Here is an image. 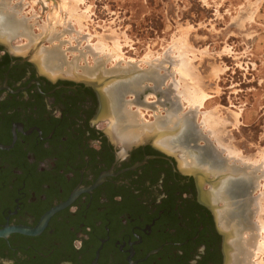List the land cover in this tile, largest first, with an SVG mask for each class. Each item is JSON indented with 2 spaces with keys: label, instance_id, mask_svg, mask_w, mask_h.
<instances>
[{
  "label": "flooded vegetation",
  "instance_id": "flooded-vegetation-1",
  "mask_svg": "<svg viewBox=\"0 0 264 264\" xmlns=\"http://www.w3.org/2000/svg\"><path fill=\"white\" fill-rule=\"evenodd\" d=\"M108 106L0 36V264H232L233 234L211 195L225 174L181 168L153 137L119 151L99 124ZM252 188L236 193L248 203Z\"/></svg>",
  "mask_w": 264,
  "mask_h": 264
},
{
  "label": "rangeland",
  "instance_id": "rangeland-1",
  "mask_svg": "<svg viewBox=\"0 0 264 264\" xmlns=\"http://www.w3.org/2000/svg\"><path fill=\"white\" fill-rule=\"evenodd\" d=\"M255 3L0 0V17L9 21L11 29L0 31V36L10 51L29 55L31 60L40 52L52 53V69L36 60L48 75L63 76L73 67V75L63 77H88L92 73L87 69L99 64L96 73L102 76L108 75L106 70L127 69L131 78L113 86L120 90L115 115L122 133L129 123L128 110L132 118L140 120L139 110L140 127L151 130L138 128L142 133L138 141L153 137L152 142L161 146V139L177 133L176 138L186 129V140L172 147L165 145L177 152L178 158L174 156L181 168L234 176L236 187L253 184L247 220L235 224L229 215L220 219L219 213L221 225L234 234L229 241L234 264H264V246L253 257L242 255L244 248L249 253L243 242L251 236L264 239V114L258 116L264 112V81L262 87L256 81V62L264 61V54H256L252 44ZM135 68L143 69L145 75L139 78ZM261 70L264 72L263 65ZM99 124L106 132L113 130L109 117ZM115 141L119 151L124 150L123 141ZM183 149L196 154L186 157L179 152ZM212 149L223 163L210 155ZM224 201H217L220 211Z\"/></svg>",
  "mask_w": 264,
  "mask_h": 264
},
{
  "label": "bare ground",
  "instance_id": "bare-ground-1",
  "mask_svg": "<svg viewBox=\"0 0 264 264\" xmlns=\"http://www.w3.org/2000/svg\"><path fill=\"white\" fill-rule=\"evenodd\" d=\"M9 21L7 20H5L4 18L3 19H1V17H0V31H3V30H8L10 27H9V23H8ZM10 23H11V21H10ZM9 31H11V29H9ZM2 40V39H1ZM6 40V39H5ZM98 46V45H97ZM98 48V47H97ZM100 49H101V47H100ZM99 50V49H98ZM97 50V51H98ZM105 51V50H104ZM103 51V52H104ZM98 52H102V51H98ZM108 54H109V52H108ZM111 54V53H110ZM42 56V57H41ZM39 59H40V61L41 62H43L42 64L44 65V67H45V65L46 66H48V68H50V69H52L53 67H55L54 66V64L52 63V61H54V58L52 57V53H48L47 51L46 52H44L43 54H42V52H40V56L38 57ZM36 61V60H35ZM37 62V61H36ZM71 66V65H70ZM73 67H71V68H69V72L67 73V72H65L64 74H69V75H73ZM64 74H61V75H63L64 76ZM62 76V77H63ZM67 76V75H66ZM114 87H112L111 89H110V91H109V106H110V108H109V110H110V112H109V115L107 116V117H109V119L111 120V124H112V132H113V135L116 137V139L118 138L119 140H122L123 141V143L125 142V143H134V142H136V141H138V140H140V138H142V133H139L138 132V128H143V131L145 130V131H147V132H149V130H151V129H147V128H144L143 127V125H142V127H140V124H139V121H141V114H140V111L139 110H137V117L140 119V120H137V119H135V118H132L131 117V113H130V111L128 110V117H129V119L127 120L129 123H128V125H127V130H126V132L124 133H122V127H120V125H117L116 123H117V117H116V115H115V113L117 112V111H119V109H114V105L112 106V104L114 103V100H113V97L115 96H117L116 95V93H118L120 90L119 89H115ZM117 98V97H116ZM115 98V99H116ZM108 106V107H109ZM117 110V111H116ZM108 114V113H107ZM143 114V113H142ZM118 115V114H117ZM173 115H170V117H172ZM114 117H115V119H114ZM159 117V116H158ZM114 119V120H113ZM126 121V122H127ZM136 123V124H135ZM164 124V127L165 126H167L166 125V123H163ZM154 125V124H153ZM152 125V126H153ZM185 126H187L186 124H185ZM151 127V126H150ZM149 127V128H150ZM166 128V127H165ZM185 128V127H184ZM142 131V130H141ZM186 129H183L182 131H180L178 134H179V136L178 137H176L175 138V135L177 134V133H175V135L174 136H169L170 137V139H168L167 137L166 138H163V139H161V141H160V143L162 144L160 147H162V148H164V149H167V150H169V147H172V146H175V143L176 142H179V143H181V140H186L187 139V137H186V135L184 136L183 134H185L186 133ZM108 132H110V130H108ZM147 132H145V133H147ZM159 132V131H158ZM165 132H167V131H165ZM181 132H182V136L183 137H181ZM111 136V138H112V134L111 133H109ZM192 135V134H191ZM114 141H115V139H114V137L112 138ZM116 142V141H115ZM137 143V142H136ZM158 145V144H157ZM165 145H167V146H169L168 148L166 147L165 148ZM126 146V145H125ZM130 146V145H129ZM128 147V146H127ZM125 149V148H124ZM172 149H170L169 151H171ZM171 152H173V153H175V155L177 156V152H175V151H171ZM179 152H182L181 153V155L182 154H184V155H186V157H189V155L190 156H195V154H196V152L194 151H192V152H190L189 154H188V152L187 151H185V149H183V150H179ZM177 158H178V156H177ZM178 162H180V160L178 159ZM220 175V174H219ZM234 176H226V175H224V177H223V179H222V181L221 182H219V184H218V187H216V189H213V192H211V194L212 195H214V194H216V196L214 197V202H217L219 199H223V200H225L224 202H225V207L220 211L219 209H218V212H217V215H218V220H219V224H220V226L222 227V225H221V223H220V219H219V213H222L223 214V217L224 216H228L229 214H227V211H228V209H232L233 208V206L231 207L230 206V204H229V201L226 199V198H228V194L230 193V196H231V198L232 199H230V201H232V200H234L235 201V210L232 212V214H230V216H232L231 218H232V220H233V222L235 223V224H239L240 223V221H241V218H240V216H241V214H243L242 215V220H247L246 218H248L249 217V214L247 213V212H250L249 211V209L247 208L248 206H247V198L245 197L244 199H243V201H242V199L240 198V195H238V193H236V192H239V191H242V190H240L241 189V187L243 186V184L242 185H240V186H234L235 185V182H237V181H235L234 180V178H233ZM233 182V183H232ZM234 188H235V190H234ZM226 190V192H225V194H226V196L223 194V191H225ZM229 191V193H227ZM250 200H251V197L250 198H248V203L250 202ZM241 204H243L242 205V207H241ZM239 206V207H238ZM245 213H247V216H244V214ZM246 224H247V222H246ZM262 225H263V223H262ZM263 227H264V225H263ZM257 228V227H256ZM259 229H262V226H260V228ZM229 230H231L230 228H229ZM229 232V231H228ZM228 232H227V234H228ZM234 235V234H233ZM232 237V236H231ZM234 238V237H233ZM260 239L259 240H257V236L254 234L253 236H251V238L250 239H248V240H246L245 242H243V244L245 245V246H248L247 248H248V251H249V253L246 251V249L244 248V251H242V255L243 256H248V255H252V257H253V254H254V251L256 250H259V248H261V246H264L263 244H264V239H263V236L261 235L260 237H259ZM232 240V239H231ZM229 241H230V237H229ZM230 243V242H229ZM241 246H242V244H241ZM236 248V247H235ZM237 249V248H236ZM234 250V249H233ZM255 251V252H256ZM233 252V251H232ZM259 252V251H258ZM247 253V254H246ZM258 254V253H257ZM262 254V253H261ZM256 255V254H255ZM230 257V256H229ZM251 262H252V260H251ZM254 263V262H253ZM252 264V263H251ZM255 264H258V263H255Z\"/></svg>",
  "mask_w": 264,
  "mask_h": 264
},
{
  "label": "water",
  "instance_id": "water-1",
  "mask_svg": "<svg viewBox=\"0 0 264 264\" xmlns=\"http://www.w3.org/2000/svg\"><path fill=\"white\" fill-rule=\"evenodd\" d=\"M8 44V43H7ZM100 66H95V67H92V68H88L87 70H89L92 75L89 73L90 76L88 77H84V76H78L76 78H70V77H62V76H56V77H53V78H59V79H62V80H71V81H74V82H82V83H85L86 85H90L92 86L94 89H96V91L98 92L99 94V97H100V100H101V103L102 105L104 106L105 104L106 105H109V91L110 89L115 85L117 84L118 82H121V81H125V80H129V77L131 78L130 74H127L125 73L127 71V69H122V70H106L105 72L108 73V75L106 76H102L99 72H100V69H101V64H99ZM137 73H139V78H142L143 75L145 74H142L141 72L144 71L143 69H138V68H135ZM85 70V69H83ZM96 71H99L98 73H96ZM102 71V70H101ZM116 71L118 73H116ZM132 72V71H131ZM99 74V75H98ZM137 84L139 85V81L137 82ZM128 90H131V89H128ZM126 90V91H128ZM133 90V89H132ZM147 89H145L146 91ZM150 140V138H144L143 140L141 141H138L137 143H133L131 144L130 146L126 147L125 149H129L131 146H136L138 144H141L143 142H148ZM156 145V143H154ZM160 147V146H159ZM161 150L168 154V155H172L174 156L175 153L167 150V149H164L162 147H160ZM146 158L144 160H142L141 162H138V163H135L132 167L130 168H135L136 166L138 165H141L145 162ZM104 178V175H102L100 178H98V180L96 181V183L94 184L97 185L98 183H100ZM56 209L54 210H51L50 212H48L44 217H43V221L45 222L47 220V218L55 211ZM249 215H250V212H247ZM247 213L244 214V216H247ZM42 224H39V226H37L36 228L34 229H19L17 228L16 230L19 231V232H23V233H27V234H36L38 233L41 228H42Z\"/></svg>",
  "mask_w": 264,
  "mask_h": 264
},
{
  "label": "crops",
  "instance_id": "crops-1",
  "mask_svg": "<svg viewBox=\"0 0 264 264\" xmlns=\"http://www.w3.org/2000/svg\"><path fill=\"white\" fill-rule=\"evenodd\" d=\"M255 7L256 10L253 12V17L251 18V21L256 22V31L253 35L254 41L252 44L255 45L256 54H264V0H256ZM262 65L264 67V61L260 60V62H256V71L260 73L256 74V81L259 86L264 81V72L261 70ZM256 89H258L257 85ZM262 105L264 106V104ZM263 114L264 112L262 111L258 113V116H262Z\"/></svg>",
  "mask_w": 264,
  "mask_h": 264
}]
</instances>
